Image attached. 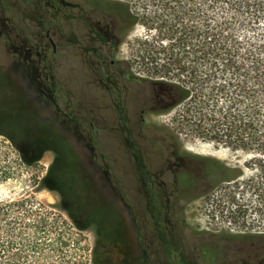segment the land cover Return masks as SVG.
I'll return each instance as SVG.
<instances>
[{"label": "rangeland", "instance_id": "rangeland-1", "mask_svg": "<svg viewBox=\"0 0 264 264\" xmlns=\"http://www.w3.org/2000/svg\"><path fill=\"white\" fill-rule=\"evenodd\" d=\"M106 1H116V7L125 9L123 0ZM128 3L133 12L153 9L133 0ZM186 10L187 15L181 23L185 24L187 32L184 53L187 70L179 79L175 71L160 77L145 69L151 54L147 52L144 38L154 34L155 29L149 31L150 26L139 21L128 24L120 35L118 56L130 63L135 76L149 81L181 80L189 90V97L178 100L176 96L167 111L146 114V125L162 130V142L155 143L154 147L151 146L153 140L136 143L152 152L145 158L146 164H158L157 146H175L179 154H188L183 155V164L198 173L199 180L190 185L188 191L183 185L177 186L180 198H171L169 204L175 206V210L171 208L167 217V231L174 235L172 242L193 264H264V200L256 189L263 183L264 164L254 160L258 157L256 151L241 148L238 132L218 140L204 130L211 123L209 118L200 123L201 131H193L190 126L194 120L190 116L194 112L193 98L198 92L191 73L199 69L200 50L212 55L211 43L219 42L218 53L232 50L237 53L236 59L242 60L244 53L250 50L254 59L264 60V15L246 14L244 18H236L230 7L221 5L214 13L212 9L207 10L208 29L200 35L196 29L198 18L191 15L195 7L186 6ZM219 16L228 17L225 25L229 29L228 35L226 32L215 34L213 40L212 26L221 20ZM43 28L37 24L29 4L27 6L21 0H0V164H4L9 172L0 181V199L11 201L31 196L35 209L39 210L37 213L47 211L51 216L65 220L66 225L60 220L58 223L67 238L66 246L62 248L67 264H139L143 259L137 241L142 245L147 243L146 237L152 231L154 221L146 220V200L139 190L141 186L134 182L135 169L131 164L135 163L125 142L113 135L116 132L100 131L99 137H93L91 145L94 149L91 151L85 145L86 138L72 131L77 124L73 118L76 120L83 114L84 118L88 117L86 100L81 92L79 75L68 71L59 54L56 56L61 62L55 68L54 81L60 89L55 95L62 103L65 100L69 103L67 117L57 118L53 106L45 105L46 99L35 98V92L27 86L29 77L17 65L11 46L31 37V32L44 36L47 26L43 25ZM44 42L48 44L46 38ZM244 61L248 65L247 60ZM215 67L218 70L215 76L223 78L220 66ZM202 70L206 71L205 68ZM239 72L243 73L242 69ZM219 81L205 83L203 93H211L209 105L229 104L228 96L210 90ZM235 84V91L244 93L241 90L244 83ZM65 86L70 87V95L65 96L62 92ZM96 94L92 91L91 107L94 111L104 112L97 105ZM139 108L137 94L131 95L133 119L138 117ZM233 110L241 111L242 108L235 105ZM77 121L89 128L88 120ZM92 122L93 129H100V124ZM8 139L18 147L22 160ZM229 139L235 140L236 147L226 143ZM209 178L212 186L216 185L212 189ZM251 184L255 185L251 187ZM51 186L53 189L49 188ZM231 196H234L233 202ZM150 239L151 262L158 264L157 248L162 244L155 240L153 233Z\"/></svg>", "mask_w": 264, "mask_h": 264}, {"label": "flooded vegetation", "instance_id": "flooded-vegetation-1", "mask_svg": "<svg viewBox=\"0 0 264 264\" xmlns=\"http://www.w3.org/2000/svg\"><path fill=\"white\" fill-rule=\"evenodd\" d=\"M21 2L27 6L29 4L33 9L37 24L41 28L43 25L47 26L44 36L40 37L39 32H31V37L22 39L19 45L11 46L21 72L29 77L28 88L35 92L34 96L38 100H49H45V105L53 106V114L57 118L67 117L69 103L66 100L62 103L55 95L60 89L54 81L55 68L60 66L61 62L58 58H63L62 62L69 72L79 75L88 117L84 118L83 114L76 120L73 118L77 124L72 131L86 138L85 145L89 146L91 151L94 149L91 145L93 137H99L100 131H113L116 132L113 135L121 137L135 163L131 164L135 169L133 179L141 186L139 190L146 200V220L154 221L152 231L149 232L162 244L157 248L158 264H193L190 258L184 255L183 250L172 242L174 235L171 234L172 231H167V217L171 214V208L175 210V206L171 207L169 204L171 198H180L177 195V186L183 185L184 190L188 191L190 185L199 180L198 173L188 164H183L184 156L188 154H179L175 146H157L160 149L156 151L160 157L158 164H146L145 158L152 152L136 143L153 140L151 146L154 147L155 143L162 142V130L151 129L146 125L145 116L167 111L174 100L169 101L164 97L155 99L152 92L156 88L159 89V84L135 76L130 63L118 56L120 35L129 24L124 14L114 2L106 0ZM1 24L4 25L5 21ZM45 38L48 44L44 42ZM62 88L65 96L71 94L70 87ZM92 91L97 92V105L102 107L104 112L92 109ZM136 94L140 108L138 117L133 119L131 95ZM77 120H88L89 128H85ZM93 120L100 124V129L92 128ZM208 181L212 183L211 178ZM167 233L172 236L169 237ZM150 234L146 237L147 243L142 245L137 241L143 259L139 264H152ZM166 239L169 241L166 242Z\"/></svg>", "mask_w": 264, "mask_h": 264}, {"label": "trees", "instance_id": "trees-1", "mask_svg": "<svg viewBox=\"0 0 264 264\" xmlns=\"http://www.w3.org/2000/svg\"><path fill=\"white\" fill-rule=\"evenodd\" d=\"M123 1L126 3L125 9L119 10L124 14L129 25L142 21L145 25L150 26L149 31L152 28L155 29L154 34L144 38L147 52L151 54L149 62H145L146 71L160 77L175 71L178 79L187 70L184 60L187 32L185 24H182L183 18L187 15L186 6L195 7L191 15L193 17L194 14V17L198 18L196 29L199 30V34L205 32L206 28L208 29L207 22L210 21V18L207 10L212 9L214 13L218 6L221 8V5L223 8L230 7L236 18L240 16L244 18L246 14L254 17L264 15V0H133L134 3H142V5L153 8L149 12H133L128 3L132 0ZM219 18L221 20L212 26L213 40L215 34L226 32L228 35L229 29L225 27L228 17L219 16ZM206 38H210V36ZM218 45H220L219 42L218 44L211 43L212 55L200 50L199 69L191 73L193 86L198 88V92L193 98L195 100H193L192 106L194 112L190 116L194 117V120L190 126L193 131H201L200 123L209 118L211 123L207 124L204 130L218 140L222 136L230 138L238 132L241 148L247 151H256L258 157H254V160L264 164V60L257 57L254 59L250 50L244 53L242 60H238L236 59L237 53L232 50L227 53H218L220 48ZM244 59L247 60L248 65L245 64ZM216 65L221 68L219 70L223 76L221 79L215 76L218 74ZM202 68H205L206 71L203 72ZM240 69L243 73L239 72ZM214 79L220 81L210 87V90L212 88L216 93L228 96L229 104L226 102L223 106H218L217 103L208 104L211 93L209 91L204 94L203 91L205 83L214 82ZM153 82L159 84V89L156 88L152 92L155 99L164 97L171 101L176 96L178 100L189 97L188 86H185L186 83L181 80L172 82L162 78L153 80ZM237 82L244 83V86L241 87L244 93L235 91ZM243 98H245L244 101ZM235 105L242 110L234 112ZM208 106L210 107L207 108ZM207 115L208 117H206ZM234 142L229 139L226 143L234 148L236 147ZM9 143L22 160L18 147L12 140H9ZM8 174L7 167L0 164V181L5 179ZM252 185L255 184L250 186L252 187ZM38 186H41V181ZM49 188L53 189V186ZM256 189L259 197L264 200V177L263 183L259 184ZM230 201H234V196H231ZM38 211L35 209L34 198L31 196L11 201L0 199V264L68 263L62 250L66 246L67 238L65 232L59 227L61 224L58 223V220L65 225L67 222L51 216V213L45 210L42 213H37ZM76 226L81 229L78 224ZM165 244L167 245V243Z\"/></svg>", "mask_w": 264, "mask_h": 264}]
</instances>
